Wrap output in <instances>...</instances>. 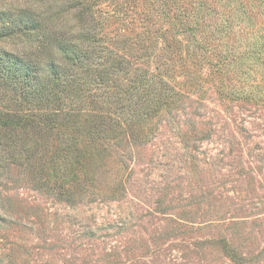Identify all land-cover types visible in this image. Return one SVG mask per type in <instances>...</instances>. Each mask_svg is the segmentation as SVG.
Here are the masks:
<instances>
[{
  "label": "rangeland",
  "instance_id": "obj_1",
  "mask_svg": "<svg viewBox=\"0 0 264 264\" xmlns=\"http://www.w3.org/2000/svg\"><path fill=\"white\" fill-rule=\"evenodd\" d=\"M241 1L194 33L140 5L103 77L125 94L0 127V264H264V7Z\"/></svg>",
  "mask_w": 264,
  "mask_h": 264
},
{
  "label": "trees",
  "instance_id": "obj_2",
  "mask_svg": "<svg viewBox=\"0 0 264 264\" xmlns=\"http://www.w3.org/2000/svg\"><path fill=\"white\" fill-rule=\"evenodd\" d=\"M186 1L0 0V96L12 105L8 112L0 110V127L13 129L35 118L34 107L61 110L66 99L73 102L84 91H106L108 100L125 94L122 82L121 88H111L118 77L108 82L103 77L110 76L111 68L114 73L127 71L110 46H119L116 37L122 32L117 26L130 22V15L134 19L140 5L145 7L141 12L145 17L153 10L160 15L177 14L194 33L211 11V2H231L190 0L191 7L176 6ZM238 1V11L245 14L243 1ZM259 1L264 7V0ZM147 30L137 40H144ZM148 32L151 36L152 31ZM123 47L128 48L127 41Z\"/></svg>",
  "mask_w": 264,
  "mask_h": 264
}]
</instances>
